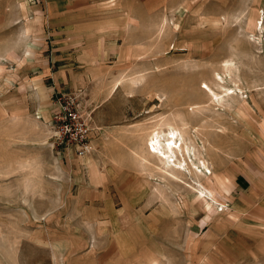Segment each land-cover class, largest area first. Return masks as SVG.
<instances>
[{
	"label": "rangeland",
	"instance_id": "obj_1",
	"mask_svg": "<svg viewBox=\"0 0 264 264\" xmlns=\"http://www.w3.org/2000/svg\"><path fill=\"white\" fill-rule=\"evenodd\" d=\"M69 92L83 158L48 122ZM0 264H264V0H0Z\"/></svg>",
	"mask_w": 264,
	"mask_h": 264
},
{
	"label": "built area",
	"instance_id": "obj_2",
	"mask_svg": "<svg viewBox=\"0 0 264 264\" xmlns=\"http://www.w3.org/2000/svg\"><path fill=\"white\" fill-rule=\"evenodd\" d=\"M52 106L54 110L48 122L53 127L56 142L73 149L77 157H87L92 150L90 126L81 114L78 95L74 92L56 94Z\"/></svg>",
	"mask_w": 264,
	"mask_h": 264
},
{
	"label": "bare ground",
	"instance_id": "obj_3",
	"mask_svg": "<svg viewBox=\"0 0 264 264\" xmlns=\"http://www.w3.org/2000/svg\"><path fill=\"white\" fill-rule=\"evenodd\" d=\"M202 87L204 86L202 85ZM205 88L204 89L206 90V92H210V95L213 98L215 99L217 98V94L213 90H211V88L207 86L206 84H205ZM207 88H208V91H207ZM163 133L165 134V137L163 136V138L161 136L163 134H158L157 132L152 134L153 136H151L149 140V144L147 145L148 153L153 154L155 157H157V160L159 162L158 165L160 164L158 168H161L159 169V171L162 170V173L166 174V176H168L170 180H174L179 183L181 182L185 183V180L183 181L180 178V174H182L183 172L184 173L187 172L190 174L192 173L191 169H189V166L185 160L186 153L189 152V149L186 146H182L180 134H177L176 130H168ZM179 153L181 154L180 157H179ZM199 164H201L204 167L207 174L202 172L204 170L203 169L202 171L199 170V174L196 173L195 175H200L201 177H204L205 179L209 181V175H211L210 170H208V167L206 166L203 160H201ZM195 167H199V166H195ZM200 185H201V188H199V195L205 198L207 206H210V205L213 206L212 204L209 203V199L212 200L217 196L214 195V193L211 192L208 189V187L205 186L204 184L201 183ZM190 186L192 185H189V187Z\"/></svg>",
	"mask_w": 264,
	"mask_h": 264
},
{
	"label": "crops",
	"instance_id": "obj_4",
	"mask_svg": "<svg viewBox=\"0 0 264 264\" xmlns=\"http://www.w3.org/2000/svg\"><path fill=\"white\" fill-rule=\"evenodd\" d=\"M205 186H207L208 187V189L211 191V192H213L214 193V191L213 190H211V188H210V186H209V183L207 184V185H205ZM213 205V204H212ZM207 210V211H206ZM206 212H207V215H210V216H213L214 214H216V212L218 211V210H216V207L213 205V206H207V204H206Z\"/></svg>",
	"mask_w": 264,
	"mask_h": 264
}]
</instances>
